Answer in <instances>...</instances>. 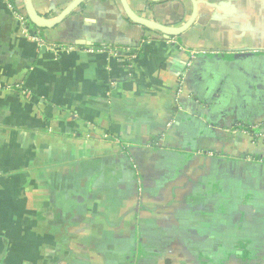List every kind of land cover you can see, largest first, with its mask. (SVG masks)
<instances>
[{"label": "crops", "instance_id": "1", "mask_svg": "<svg viewBox=\"0 0 264 264\" xmlns=\"http://www.w3.org/2000/svg\"><path fill=\"white\" fill-rule=\"evenodd\" d=\"M126 1L0 0V264H264V0Z\"/></svg>", "mask_w": 264, "mask_h": 264}, {"label": "water", "instance_id": "2", "mask_svg": "<svg viewBox=\"0 0 264 264\" xmlns=\"http://www.w3.org/2000/svg\"><path fill=\"white\" fill-rule=\"evenodd\" d=\"M83 0H73L68 6H66L59 15L53 20V21H47L42 16H40L36 10L34 9V6L32 4V0H24L25 4V10L26 15L28 19L36 26L42 29H48L52 28L55 25H57L64 17H66L68 14H70ZM122 3V6L127 14V17L129 20L138 23L140 25H143L145 27L156 29L158 31H162L166 34H177L179 31L184 28H174V27H168L161 25L159 23H152L151 21H148L146 19H143L137 15L134 14V12L131 10L130 6L128 5L126 0H120Z\"/></svg>", "mask_w": 264, "mask_h": 264}, {"label": "built area", "instance_id": "3", "mask_svg": "<svg viewBox=\"0 0 264 264\" xmlns=\"http://www.w3.org/2000/svg\"><path fill=\"white\" fill-rule=\"evenodd\" d=\"M18 18H19V20H20V23L22 24V33L25 35V36H30L29 35V33H28V31H27V29H26V27L24 26V24H25V22H26V18L24 17V15H18ZM33 40H35V41H37V42H40V43H43V41L38 37V36H33V37H31ZM57 48H59V49H65V50H70V49H72V47L71 46H63V45H57Z\"/></svg>", "mask_w": 264, "mask_h": 264}]
</instances>
